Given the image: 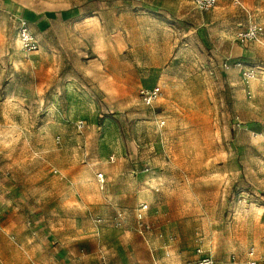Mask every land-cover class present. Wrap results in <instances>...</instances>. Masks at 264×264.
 <instances>
[{
    "label": "rangeland",
    "instance_id": "obj_1",
    "mask_svg": "<svg viewBox=\"0 0 264 264\" xmlns=\"http://www.w3.org/2000/svg\"><path fill=\"white\" fill-rule=\"evenodd\" d=\"M260 68L264 0H0V264H264Z\"/></svg>",
    "mask_w": 264,
    "mask_h": 264
},
{
    "label": "built area",
    "instance_id": "obj_2",
    "mask_svg": "<svg viewBox=\"0 0 264 264\" xmlns=\"http://www.w3.org/2000/svg\"><path fill=\"white\" fill-rule=\"evenodd\" d=\"M220 1H227L232 5L243 7V0H191V3L195 9L200 12L209 11L215 9ZM30 12L24 11L17 18V38L26 52H32L39 49L40 44L35 36L31 32ZM262 33V27L257 24H250L248 29L240 34V40L247 43L254 39H257ZM264 70L263 68H260ZM139 96L141 102L146 107H152L162 96L161 86L144 87L140 89ZM98 181L104 183L105 174H98ZM149 211L148 204L140 202L134 214V220L130 221L124 212L117 211L111 218H98L97 224H105L116 229H123L128 231H135L139 233L142 238L148 243L146 234L152 230V226L147 221V212ZM151 256L154 264H158L154 256L153 251L150 249ZM198 259L196 264H214V259L206 255L200 248L197 249ZM249 260L247 264H259V260L255 259V252L252 250L249 254Z\"/></svg>",
    "mask_w": 264,
    "mask_h": 264
},
{
    "label": "crops",
    "instance_id": "obj_3",
    "mask_svg": "<svg viewBox=\"0 0 264 264\" xmlns=\"http://www.w3.org/2000/svg\"><path fill=\"white\" fill-rule=\"evenodd\" d=\"M221 2V1H220ZM224 2H227V1H224ZM219 4V3H218ZM191 5H192V3H191ZM193 6V5H192ZM197 10V9H196ZM198 11V10H197ZM151 87H153V86H151ZM149 251H150V248H149ZM150 253V257H151V260L153 261V259H152V256H151V252H149Z\"/></svg>",
    "mask_w": 264,
    "mask_h": 264
}]
</instances>
